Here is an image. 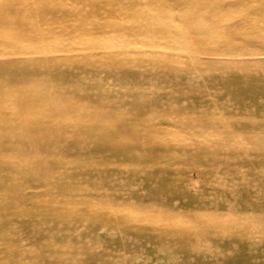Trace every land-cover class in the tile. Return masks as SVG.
<instances>
[{
    "label": "rangeland",
    "instance_id": "1",
    "mask_svg": "<svg viewBox=\"0 0 264 264\" xmlns=\"http://www.w3.org/2000/svg\"><path fill=\"white\" fill-rule=\"evenodd\" d=\"M3 55L0 264H264V0H0Z\"/></svg>",
    "mask_w": 264,
    "mask_h": 264
},
{
    "label": "bare ground",
    "instance_id": "2",
    "mask_svg": "<svg viewBox=\"0 0 264 264\" xmlns=\"http://www.w3.org/2000/svg\"><path fill=\"white\" fill-rule=\"evenodd\" d=\"M238 2V1H237ZM166 7V6H165ZM168 8V7H167ZM166 8V9H167ZM205 8H206V6H205ZM165 9V8H164ZM171 9V8H170ZM169 9V10H170ZM204 9V8H203ZM63 10V9H62ZM202 11V10H201ZM214 12V11H213ZM213 12H211V13H213ZM161 13V12H160ZM169 13V12H168ZM219 13V12H218ZM247 13V12H246ZM165 14V13H164ZM195 14H197V13H195ZM210 17H211V14H208ZM213 15V14H212ZM171 16H173V15H171ZM170 16V17H171ZM198 16H199V14H197L196 16H195V18H194V21L196 22V21H198V22H196V24L197 23H199V25L202 27V28H206V27H208V25H207V21L204 19V18H198ZM208 16V17H209ZM244 16V15H243ZM245 16H246V14H245ZM244 16V17H245ZM165 17V16H164ZM200 17V16H199ZM166 18V17H165ZM169 18V17H168ZM172 18H174V17H172ZM185 19H186V17H184ZM192 18H190V20H191ZM158 20H159V18H158ZM173 20V19H172ZM189 19H188V21L189 22H191ZM211 20H213V19H211ZM166 21V20H165ZM164 21V22H165ZM171 21V20H170ZM186 21V20H185ZM184 21V22H185ZM187 21V22H188ZM210 21V20H209ZM221 21V20H220ZM172 22V21H171ZM194 22V23H195ZM216 22H218V21H216ZM215 22V23H216ZM209 23V22H208ZM218 23H220V22H218ZM173 24V23H172ZM152 25V24H151ZM168 25H169V23H168ZM194 24H192V26H193ZM215 25V24H214ZM218 25V24H217ZM229 26V25H228ZM138 27V26H137ZM153 27V26H152ZM181 27V26H180ZM188 27H190V25H188ZM196 27V26H195ZM194 27V29L193 30H195V29H197V28H195ZM212 27H213V24H212ZM214 27H216V26H214ZM222 27H224L223 25H222ZM226 27H227V25H226ZM231 27H233V25H231L230 26V29H231ZM135 28V27H134ZM138 29V28H137ZM153 29V28H152ZM171 28H167L166 29V32L168 33L169 32V30H170ZM177 29H179V28H177ZM207 29V28H206ZM221 30H222V28H220ZM220 29H218V30H220ZM227 29H228V27H227ZM180 30V29H179ZM185 30V29H184ZM189 30H190V28H189ZM208 30V29H207ZM220 30V31H221ZM142 31V30H141ZM188 31V30H187ZM191 31V30H190ZM196 32H198L197 30H195ZM209 31V30H208ZM226 32H227V30H225ZM143 32V31H142ZM204 32V31H203ZM206 32V31H205ZM251 32H254V33H258L259 35H261L260 33H262V32H259V28H257V29H255V28H252V31ZM189 33V32H188ZM191 33V32H190ZM210 33V32H209ZM219 33V32H218ZM222 33V32H221ZM221 33H219V36L221 35ZM175 35H177L176 33H174ZM187 34V33H186ZM197 34H199V33H197ZM211 34V33H210ZM227 34V33H226ZM229 34V33H228ZM232 34H234V33H232ZM231 34V35H232ZM257 34V35H258ZM199 35H201V34H199ZM262 36V35H261ZM176 37V36H175ZM183 37V36H182ZM200 37V36H199ZM212 37V36H211ZM229 37V36H228ZM250 37H251V35H250ZM253 37H255V35L253 36ZM263 37V36H262ZM186 38H187V36H186ZM185 38V39H186ZM223 38L224 39H228L227 37H225V36H223ZM230 38V37H229ZM252 38V37H251ZM257 38V37H256ZM259 38H260V36H259ZM192 39V38H191ZM255 39V38H254ZM261 39V38H260ZM220 40V39H219ZM188 41H190V40H188ZM203 41V40H202ZM227 41V40H226ZM262 41V40H261ZM191 42V41H190ZM221 42V41H220ZM195 43V42H194ZM215 43V42H214ZM218 43V42H217ZM224 43H225V41H224ZM203 44V43H202ZM207 44V43H206ZM216 44V43H215ZM199 44H192V43H186L185 44V46H186V49L187 50H190V51H193V52H195V50H197L198 48H199V46H198ZM208 45V44H207ZM225 47H227V48H229V47H231L232 46V44H230V42L229 41H227L225 44ZM76 46V45H75ZM198 46V48H196ZM136 47V46H135ZM169 47V46H168ZM177 51V50H176ZM123 53V52H122ZM163 54V53H162ZM187 54V53H186ZM160 55V54H159ZM15 56V55H14ZM5 58V57H8V55H3V56H1L0 58ZM11 57V56H10ZM10 61V60H9ZM8 62V61H7ZM7 62L6 63H4V62H2V63H0V65H5V64H7ZM11 63H13V62H8V64H11ZM161 225V224H160Z\"/></svg>",
    "mask_w": 264,
    "mask_h": 264
}]
</instances>
